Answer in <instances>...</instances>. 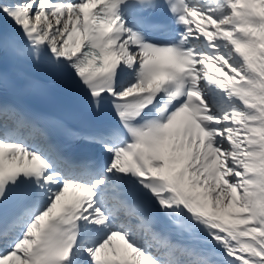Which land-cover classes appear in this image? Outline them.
<instances>
[{"label": "snow or ice", "instance_id": "6c2138e0", "mask_svg": "<svg viewBox=\"0 0 264 264\" xmlns=\"http://www.w3.org/2000/svg\"><path fill=\"white\" fill-rule=\"evenodd\" d=\"M0 264H264V0H0Z\"/></svg>", "mask_w": 264, "mask_h": 264}]
</instances>
